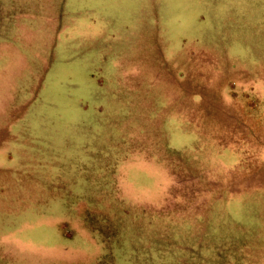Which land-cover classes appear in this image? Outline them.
Returning a JSON list of instances; mask_svg holds the SVG:
<instances>
[{"label": "rangeland", "instance_id": "rangeland-1", "mask_svg": "<svg viewBox=\"0 0 264 264\" xmlns=\"http://www.w3.org/2000/svg\"><path fill=\"white\" fill-rule=\"evenodd\" d=\"M0 264H264V0H0Z\"/></svg>", "mask_w": 264, "mask_h": 264}]
</instances>
